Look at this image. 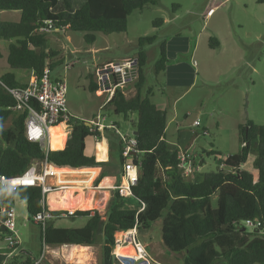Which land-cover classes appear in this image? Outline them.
<instances>
[{
    "label": "trees",
    "instance_id": "1",
    "mask_svg": "<svg viewBox=\"0 0 264 264\" xmlns=\"http://www.w3.org/2000/svg\"><path fill=\"white\" fill-rule=\"evenodd\" d=\"M63 10H57L60 2ZM161 0H84L71 13L67 0H0V13H13L17 21L0 19V59L9 69L0 76V124L11 119L8 129L0 130V176L18 177L35 162L72 171V179H79L83 185L90 181L91 168L111 166V162H96L93 153L87 151V140L100 138L98 131L92 132L84 121H74L64 133V124L50 131V144L45 153L37 144L30 143L24 136L26 114L12 110L15 101L5 88L24 87L27 84L15 76V71H27L41 76L45 69L51 71L63 64V59L54 58L58 52L49 49L48 32H40L50 23V32L64 31L83 34L87 44H94L96 34H120L127 31V19L135 10L155 5ZM263 4L264 0H257ZM161 19L153 22L161 26ZM153 37L138 39L139 46L151 44ZM219 46L210 38L211 49ZM137 62L136 94L127 99L122 90L116 89L112 98L103 107L110 116H122L125 121L135 115L130 126L136 133L137 147L132 162L138 165L137 184L129 197H121L113 190L105 218L97 211L52 212L53 218L41 230L44 247L66 245L93 246L102 238L101 264H118L112 255L117 232L127 231L135 225L138 233L161 221V238L164 247L175 255H182L183 264H264V123L256 125L251 121L238 126L240 150L227 156L222 167L204 174L200 183H192L182 174L177 151L171 150L165 141L166 113L149 99L152 91L141 93L145 83L144 66L146 55L140 49ZM165 44H161L160 58L156 62V74L166 67ZM29 75V77H30ZM88 91H97L93 73L88 76ZM70 124V123H69ZM119 126L117 123L115 124ZM108 131V130H105ZM56 140V137H59ZM96 160H104L106 148L100 142ZM116 165L122 168L129 160L122 156V144L116 143ZM256 151L254 168L250 154ZM217 154L211 151L210 155ZM112 167V166H111ZM71 169V170H70ZM94 170V169H93ZM88 172L86 179L81 174ZM79 176L74 177L77 174ZM102 173L99 178L105 176ZM96 175L94 174V177ZM84 180V181H82ZM109 178H103L100 188L112 185ZM119 185V184H118ZM213 197L216 206L213 207ZM18 199L26 204L29 219L47 206L42 187H20L15 195L3 196L0 188L1 206L12 207ZM68 211V212H67ZM63 215V217H61ZM85 218L82 228H61L54 222L59 219ZM259 222L257 229L249 230L244 222ZM0 228V242L9 236ZM12 249L0 248V264H35L28 252L16 253Z\"/></svg>",
    "mask_w": 264,
    "mask_h": 264
},
{
    "label": "rangeland",
    "instance_id": "2",
    "mask_svg": "<svg viewBox=\"0 0 264 264\" xmlns=\"http://www.w3.org/2000/svg\"><path fill=\"white\" fill-rule=\"evenodd\" d=\"M67 1L71 3L70 14H73L83 3L82 0ZM220 1L161 0L157 6L147 5L142 9L133 11L127 19L128 26L125 33L110 35L97 33L94 44L85 43L81 33L49 32L47 35L48 47L58 52V56L54 59H63V64L51 71V78L62 79L66 82V103L72 119L86 122L99 114L105 117L106 123L116 121L121 133L133 136L130 123H125L122 116H110L106 109L99 110L101 103H104L102 99L105 96L98 97L102 93L99 90L95 94L88 91L87 76L93 72L95 74L96 69L106 64L117 63L123 57L137 56L141 49L146 55L143 69L145 83L141 93L145 95L146 91L150 89L152 94L149 99L152 103L170 101L168 110L171 112L174 98L188 89L173 107L181 114L184 131L194 137L187 140L188 136H183L180 145L169 146L170 149L184 151L188 155H202L204 164L201 173L203 174L215 171L217 167H222V162L227 156L239 153L238 125H243L248 121L256 125L264 123V3L258 4L257 0H229L224 3L223 7L215 10L213 16L207 20L206 25H204L205 27L208 26L207 31H201L200 29L205 23L202 11L207 9V3L214 6ZM63 9L64 5L61 1L57 10ZM6 15L14 16L16 14L6 13ZM158 19L166 20L167 23L154 26L153 22ZM235 24H239L240 28ZM219 25L230 33L223 35L225 46L223 54L226 53L227 57L229 55L230 63H233L235 50H243L245 52L244 59L247 58L252 68L238 64L226 71V68L221 67V50L223 48L218 49L219 46H217L211 49L209 47L210 38L207 36L210 28ZM142 37H153L154 41L151 44L144 43L139 46L138 39ZM165 39L173 41L171 43L172 48L184 49L181 57L185 60L184 67L187 71L185 74L195 78V85L188 87L187 83L191 84V82H188V77L185 75L182 85L184 89L172 91L165 87L166 77L163 76V73L156 74L155 65L160 58V47ZM212 39L217 40L213 36ZM196 45L198 50L192 53L193 49L197 47ZM0 49L3 50V47ZM251 69L253 70L251 71ZM8 71L6 62L4 59H0V76ZM169 74L168 77L170 78L171 75ZM29 75L27 71H15V76L22 82H26ZM175 87L178 89L177 86ZM185 113L188 114L187 117H183ZM194 121L199 122L198 127H191L190 123L192 124ZM72 123L70 122L69 125L72 126ZM10 126L11 119L5 124H0V130L8 129ZM106 136L108 137V134ZM59 138L60 136L55 139L59 140ZM167 139L169 142L177 141L176 136L172 139L169 134ZM89 143L91 141L88 140V152L90 151ZM181 147L184 148L181 150ZM95 149L96 146H94V152ZM211 151L217 152V154L210 155ZM96 152L98 155V145ZM114 155L117 156V149L114 151ZM255 159L256 151L253 150L249 159L253 168ZM37 170H39V166ZM72 171L67 172L73 174ZM88 172L91 175L90 181L88 182V178L85 179L86 184L90 187L97 171L91 169ZM88 172H85L84 176H80L86 177ZM64 175L69 174L65 172ZM76 176L79 175L74 177ZM70 177L72 179V176ZM72 182L79 188L83 185L79 179L77 181L72 179ZM113 182L114 180L109 178L108 183L112 185ZM82 190L84 189H81V192ZM107 192L108 197L101 203L102 208L93 210L97 211L103 219L112 198L113 188ZM47 198L49 199V196ZM98 198L101 199V196L98 195ZM215 206L216 198L213 197V207ZM13 207L16 238L20 241L16 253L28 252L37 262H42L45 247L41 243L40 227L29 219L24 202L16 199ZM85 222V218L73 220L64 218L56 220L54 224L61 228H82ZM100 239L102 240V238ZM136 241L146 246L150 256L156 255L160 263L167 264L172 258H176L174 264H183L182 255H175L180 259L172 257V253L164 247L160 220L153 223L147 231L137 233ZM0 248H7L6 241L0 242ZM159 251H162V254L158 253Z\"/></svg>",
    "mask_w": 264,
    "mask_h": 264
},
{
    "label": "built area",
    "instance_id": "3",
    "mask_svg": "<svg viewBox=\"0 0 264 264\" xmlns=\"http://www.w3.org/2000/svg\"><path fill=\"white\" fill-rule=\"evenodd\" d=\"M210 13H212V10L208 12V14ZM45 24L47 27L40 29V32L49 33L51 28L50 23L47 22ZM94 75L98 86L96 92H102L98 97L101 98L105 96L104 103L99 107V110H102L112 98L116 89L121 90L137 79V62L133 59H127L119 63L106 64L96 69ZM5 89L15 101L12 110L20 114H26L23 125L26 140L30 143L37 144L45 153L51 151L49 149V132L64 124V133L66 134L69 129V123L72 120L66 103V82L62 79H52L48 69H45L39 77L31 73L26 86ZM88 122L90 123L89 128L92 132L111 130L119 136V140L122 144V156L129 161L125 163L122 168L121 183L115 185L113 190H117L121 197H129L138 179V165L132 162L137 147L135 137L122 134L113 122L106 123L105 117L99 114ZM192 126L198 127L199 122L194 121ZM93 139V144L96 146L99 142V138L94 136ZM179 161L184 177H188L195 170H199V166L187 162L184 156H179ZM25 177L31 178L28 184L23 182ZM37 185H41L43 197L44 194L51 189L48 186H44V172L40 175L33 166L18 177L9 178L3 175L0 176V188L3 196L15 195L20 187H34ZM61 217H63V215ZM52 218V211L47 208L37 213L32 220L34 224L44 231L47 222ZM244 225L250 230H253L257 229L260 223L247 220L244 222ZM0 228L10 233L6 238V243L7 247L12 249L17 244L15 211L13 206H1ZM137 233V227L135 225L130 230L120 231L115 234V247L131 246L134 250V255L130 257H122L112 251V255L118 264H152L145 247L136 241ZM38 263L39 262L36 264Z\"/></svg>",
    "mask_w": 264,
    "mask_h": 264
},
{
    "label": "crops",
    "instance_id": "4",
    "mask_svg": "<svg viewBox=\"0 0 264 264\" xmlns=\"http://www.w3.org/2000/svg\"><path fill=\"white\" fill-rule=\"evenodd\" d=\"M82 1L84 2V0H82ZM227 1H229V0H221L219 3H217L214 6H211L210 4L207 3V5H208L206 7L207 9L204 10V8H203L204 11H202L205 23L201 27V29H200L201 31L202 30L204 32H205V30L207 31V27L208 26L207 27L204 26V25H206L207 20L210 17L213 16V14L215 13V10L219 9L220 7H223L224 3L227 2ZM213 2H214V0H213ZM157 5H159V2L157 4H155V5H152V6H157ZM210 10H212V13L208 14V12ZM0 15H1L0 18L2 20H11V21H17L18 20V16L17 15L9 16V15H6V13H0ZM165 23H167L166 20L163 21V24H165ZM235 26L240 28L239 24H235ZM232 28H235V27H232ZM225 33L230 34L225 28H222L221 25L210 28V31L207 33V36H209L208 38H212V36H213V37H215L218 40V42H219L218 49L219 48L221 49V47L223 48L221 50V59H222L221 67L223 69L226 68L225 69L226 71L229 68H231V67H236V65H238V64H240L241 66L244 65L246 68H248V67L252 68V67H250V62L247 61V58L244 59L245 52L243 50H238V49L235 50V52L233 54V56L235 55V57L232 59V60H234L233 63H230L231 59L229 60V58H228V57H230L229 55L227 57L226 53L223 54V52L225 51L223 35ZM171 43H173V41L172 40L171 41L170 40L167 41V39H165V41L162 43V44H165V52H166L167 60H168L167 63H166L165 70L162 73H163V76L166 77L165 78L166 79L165 87L168 88V89H171L172 91H177V90H180V89H184V88H182L183 87L182 86L183 85V80H184L183 76L187 75L188 82L189 81L191 82V84L187 83L188 87H190L192 85H195L196 80H195L194 77L190 76L189 74H185V73H187V71L185 70V67H184L185 60H183V58L181 57V55L183 54L184 49L177 48V47L172 48L171 47ZM195 50H198V46L193 49L192 53ZM127 59L135 60L136 56H134V57H128V56L127 57H123L117 63L122 62V61L127 60ZM243 59H244V61H243ZM193 64H194V61H193ZM252 70L253 69H251V71ZM160 73H158L157 75H159ZM168 74L171 75L170 78L168 77ZM135 81L132 84H129L126 87L121 89L123 94H124V96L127 99L133 98L135 96V94H136V90H135V86H134ZM175 86H177L178 89H175L176 88ZM187 90L185 92L181 93V95H178L177 97L174 98L172 106H171V109H170L171 112L168 110L170 101L166 100V101H158L156 104L154 103L158 109L163 110L166 113V128H165V136H164V138H165V141L168 144V146L175 147L177 145H180V141L182 140L183 136L187 135L188 136L187 140H190L192 137H194V136H190L186 131H184V128H183L184 126H183V123L181 122L182 121L181 120L182 119L181 118V114L173 107V106H175L178 103L180 98H182L184 96V94L187 92ZM127 95H129V96H127ZM104 99L105 98L102 99V102H103ZM102 104L103 103H101V105ZM187 115L188 114L185 113V114H183V117H187ZM134 119H135V115H130L129 119L127 121H125V123H130V122L134 121ZM73 120L74 119H72L71 122H74ZM75 121H79L80 122L81 120H75ZM128 121H130V122H128ZM86 122H88V121H86ZM113 123L116 124L117 122L113 121ZM192 124L190 123L191 127H193ZM115 126L120 130V128L117 125H115ZM131 131H132V135L134 136V131H133L132 128H131ZM99 133H100V138L98 139L99 142L97 143V145L101 141L104 142V144L106 146V157H105L104 160H100V161H97V162H108L109 161V162L112 163L111 164L112 167L110 166L109 168H106V167L105 168H103V167L91 168V169L96 170L97 173H96V176L92 180V182L94 181L93 182V187H92V182H91L90 183V188L97 189V190L100 189L99 191H102V189L100 188V183L102 182L103 178H112L114 180L112 186L107 187L109 189H112L115 185H118V184L121 183L122 171H121V168H118V166L116 165V161L118 160V157L117 156L115 157V155H114V151L116 150L115 146H116V143L119 141V136L117 134H115L114 131H111V130L104 131V132L99 131ZM106 134H108L109 138L106 136ZM168 134L170 135V137L172 139L174 138V136H176L177 137V141L176 142L175 141H170L169 142V140L167 139ZM88 140H89V142L91 141V143H89V148H90L89 152L93 153L95 161H96L95 154L98 153V152H96L97 145H96V149H95V152H94L93 151L94 150V144H93L94 139L91 138V139H88ZM183 148L184 147H181V150ZM174 151H177L180 156H184L187 162H190V163H192V164H194L196 166H199V170H197V171L195 170L190 176H188L186 178H187L188 181H190L192 183H200L203 180V177H204V174L201 173V170H202L203 164H204V159H203L202 155H198V154L188 155V154L184 153V151H179V150H176V149ZM47 165H48L47 163L35 162L32 166L35 167L36 170H37V168L39 166V170H37V172L40 175L43 174V172H44V179H45V168H46ZM102 173H106V174H105L104 177H102L100 179L99 176ZM44 186H48V187L51 188L49 191H47L44 194V197H43L44 202H45V204L47 206V199H48L47 196H49V193H54V192H57L58 190H62V189H61V187H58V186H49V185H47L45 183V181H44ZM109 189H107V190H109ZM77 193L78 192H76L75 194H77ZM60 211H66V210H60ZM69 213H73V212L69 211ZM17 244L19 246L20 245V241L17 240ZM101 244H102V240L99 239L98 243H96L93 246L66 245V246H60V247H54V248L45 247V251L43 253L44 254L43 261L39 262L38 264H70V263H68L69 256H70V250L69 249H71L72 247H84V248H86L87 249L86 253L88 255L89 263H91V264L92 263L93 264H101ZM143 246L146 249V246L145 245H143ZM124 247H128V246H124ZM116 248H118V247H114L113 253H115V249ZM121 248H123V247H121ZM146 251H147V249H146ZM147 253H148V251H147ZM158 253L162 254V251H159ZM148 255H149V253H148ZM177 256H175V254H172V257H177ZM149 259L151 260V263L164 264V263H160L157 260V256L156 255L155 256H150L149 255ZM178 259H180V257ZM175 262H176V258H174V259L172 258V260L168 261L167 264H174ZM182 262H183V258H182Z\"/></svg>",
    "mask_w": 264,
    "mask_h": 264
},
{
    "label": "bare ground",
    "instance_id": "5",
    "mask_svg": "<svg viewBox=\"0 0 264 264\" xmlns=\"http://www.w3.org/2000/svg\"><path fill=\"white\" fill-rule=\"evenodd\" d=\"M49 139L51 140L50 132ZM49 140V144H50ZM67 172L65 169L55 168L47 165L45 168V183L49 186H58L62 190L50 193L49 199H47V207L50 211L54 210H68V211H90L101 209V202L105 201L108 197L107 189L103 188L102 191L91 189L88 185H81L77 187L73 184L70 175H64ZM72 174V173H70ZM83 175V174H81ZM84 176V175H83ZM84 179L87 177H83ZM29 177H25L23 182H29ZM84 181V180H82ZM85 182V181H84ZM81 189L82 190L81 192ZM78 192L77 194H75ZM101 194V195H100ZM101 196V199L98 198ZM105 208V207H104ZM70 250V256L68 263L70 264H91L89 263L87 249L84 247H72ZM115 253L122 257H130L134 255V250L131 246L118 247L115 249Z\"/></svg>",
    "mask_w": 264,
    "mask_h": 264
},
{
    "label": "water",
    "instance_id": "6",
    "mask_svg": "<svg viewBox=\"0 0 264 264\" xmlns=\"http://www.w3.org/2000/svg\"><path fill=\"white\" fill-rule=\"evenodd\" d=\"M86 126L87 127H90V123L89 122H86ZM134 135H136V133H134Z\"/></svg>",
    "mask_w": 264,
    "mask_h": 264
}]
</instances>
